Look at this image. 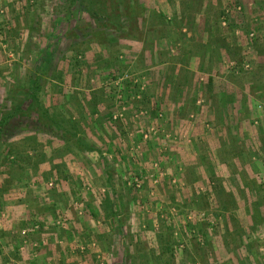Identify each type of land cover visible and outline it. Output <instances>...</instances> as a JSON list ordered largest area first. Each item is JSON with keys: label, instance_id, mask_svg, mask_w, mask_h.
<instances>
[{"label": "rangeland", "instance_id": "obj_1", "mask_svg": "<svg viewBox=\"0 0 264 264\" xmlns=\"http://www.w3.org/2000/svg\"><path fill=\"white\" fill-rule=\"evenodd\" d=\"M9 113L0 264H264V0L1 2Z\"/></svg>", "mask_w": 264, "mask_h": 264}, {"label": "trees", "instance_id": "obj_2", "mask_svg": "<svg viewBox=\"0 0 264 264\" xmlns=\"http://www.w3.org/2000/svg\"><path fill=\"white\" fill-rule=\"evenodd\" d=\"M40 88V75L39 72L34 73V75L32 76L31 79V84H30V88H29V96L32 99H35L37 96V93L39 91ZM13 116L12 113H9L7 115H4L0 118V132L2 127L7 123V121Z\"/></svg>", "mask_w": 264, "mask_h": 264}, {"label": "crops", "instance_id": "obj_3", "mask_svg": "<svg viewBox=\"0 0 264 264\" xmlns=\"http://www.w3.org/2000/svg\"><path fill=\"white\" fill-rule=\"evenodd\" d=\"M5 3V4H10V0H0V3ZM8 7V6H7ZM156 51L155 52H157V49H156V47L154 48ZM158 54L160 53V51L159 52H157ZM161 66V65H160ZM174 88H176V87H174V86H169V88H166L167 89V93L169 94V92L171 91V89H174ZM177 89L178 90H180L181 92H182V96L180 97V98H177V97H175L174 98V100H173V102L175 103V105L176 106H178V107H181V106H184L185 105V100L187 99V97H186V99H185V95H184V91L186 90V87H185V85H180L179 86V84L177 85ZM214 90H216V91H214ZM213 91L214 92H219L218 91V88L216 89H214ZM221 90H223V89H221ZM221 92H223V91H221ZM224 93V92H223ZM227 94H228V91L226 92ZM219 94V93H218ZM184 95V96H183ZM184 105H183V104ZM234 104V103H233ZM227 105H229L228 103H227ZM180 109H182V107L180 108ZM213 136H214V134L213 133H211ZM205 136H207V134H205ZM212 142V141H211Z\"/></svg>", "mask_w": 264, "mask_h": 264}]
</instances>
